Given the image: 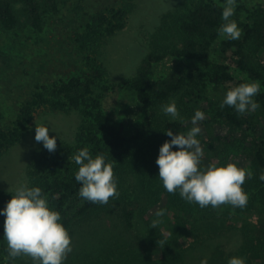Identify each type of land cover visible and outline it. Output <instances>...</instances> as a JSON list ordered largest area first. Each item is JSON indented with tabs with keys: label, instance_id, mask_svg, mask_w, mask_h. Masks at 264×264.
<instances>
[{
	"label": "trees",
	"instance_id": "16d2710c",
	"mask_svg": "<svg viewBox=\"0 0 264 264\" xmlns=\"http://www.w3.org/2000/svg\"><path fill=\"white\" fill-rule=\"evenodd\" d=\"M68 2L69 0H0V32L27 27L35 33H41L46 18L58 13L60 3ZM81 3L88 4L84 0ZM126 8L131 11V3H127ZM126 14L124 8L98 11L82 31L72 35V42L77 46L84 62L82 73L59 79L50 85L36 86L30 99L19 107L12 125L0 126V156L28 132L39 108L46 107L52 111L80 110L82 122L77 133L78 149L87 147L93 158L97 154H103L106 163L113 164L119 197L110 198L107 205L93 204L80 198V184L74 175L79 166L75 164L70 169L64 167L67 159L62 148H57L52 158L46 151H34L29 168L32 187L42 189L50 208L60 213V223L68 232L79 222H87L93 215L99 217L111 210L118 220L120 233L115 234L110 230L108 237L95 249L100 253L107 251L106 264H185L181 241L173 235V231L178 225L176 219L184 216L187 202L181 199L179 192L170 194L165 190L159 178L156 160L160 147L171 139L166 135L168 130L176 135L186 133L193 125L191 120H164L156 126L154 119L156 106L189 86L184 94L187 103L199 105L200 111L205 114V119L198 124L201 133L196 137L205 156L201 166L211 163L226 166L231 155L237 153L243 159L245 169L253 173L242 187L249 197L247 205L259 211L257 219L249 222L239 216L235 224L250 235L252 254L258 264H264V181L259 179L264 173V10L258 8L251 13V24L239 23L242 28L239 39H226L220 43V62L214 61L211 55V46L222 23V5L219 2L189 0L186 11L177 17L174 29H158L153 36L150 51L141 60L134 77L118 84H127L144 110V123L134 135H128L121 125H116L106 115L101 95L94 93L105 74V69L98 60L99 47L123 26ZM248 49L259 54V68L247 64ZM167 57L200 60L206 79L193 84H187L184 78L177 75L153 80L154 65ZM249 80L260 84V91L254 98L260 105L257 110L240 115L228 106L221 109L223 99L214 104L212 113L207 110L206 114L201 109L198 101L206 100L208 85L222 88L225 95L230 88ZM239 134L241 139L237 137ZM172 150L179 149L174 147ZM77 152L78 150L74 154ZM60 156L61 162H58ZM163 196L166 197L164 206L145 220L146 235L130 237L127 232L135 228L139 216L148 212L147 208ZM9 200L8 195L0 192V206ZM142 207L144 212L139 210ZM161 210L164 215L157 216L156 213ZM159 240L165 243L161 245ZM134 245L141 247L142 251L136 256V260H124L123 257L130 250L133 253L138 249ZM6 249L7 243L0 234L1 261L3 264H17L20 258L9 261ZM230 258L232 256L226 255L225 251L216 249L206 260L207 264H228ZM75 259L78 258L75 256Z\"/></svg>",
	"mask_w": 264,
	"mask_h": 264
},
{
	"label": "rangeland",
	"instance_id": "374dc122",
	"mask_svg": "<svg viewBox=\"0 0 264 264\" xmlns=\"http://www.w3.org/2000/svg\"><path fill=\"white\" fill-rule=\"evenodd\" d=\"M188 1L84 0V3L88 4H83L81 0H69L66 4H59L57 14L46 18L41 33H35L27 27L22 30L0 32V126L12 125L19 107L30 99L36 91V86L50 85L59 79L80 75L84 69V62L77 46L72 42V35L82 31L94 13L110 8H124L127 14L123 26L105 39L99 47L98 60L105 69V74L103 80L95 87L94 93L101 95L103 111L116 125H121L128 135L136 134L144 123V110L132 89L127 84L123 86L118 84L134 77L141 60L150 51L154 34L158 29H174V23L177 17L186 11ZM215 1L221 5L224 4V0ZM127 3H131V11L126 8ZM236 4L232 19L236 21L240 30L242 28L239 23H252L250 17L255 9L264 10V0H236ZM226 39L217 35L213 42L211 55L214 61H221L220 43ZM246 56L249 66L259 68L260 56L257 51L248 49ZM172 75L184 78L187 84L206 79V72L201 67L200 60L196 58L167 57L153 67V80ZM188 87L156 106L154 119L156 126L164 120H191L195 110L200 107L187 103L184 94ZM206 95V100H199L198 103L208 114L207 110L212 113L214 104L222 100L225 95L222 88H215L213 85H208ZM172 100H175L180 114L175 120L165 115L161 107ZM81 122L80 110L52 111L46 107L39 108L28 132L17 144L0 156V192L11 199V195L21 183L26 181L29 187H32L29 176L31 156L34 151L48 152L42 142L35 141V123H44L49 127V136L56 137V149L62 148L67 153H65L67 160L64 167L70 169L72 165H75L71 157L75 155L76 150H79L77 133ZM237 137L241 139L242 136L239 134ZM48 153L52 158L54 152ZM61 157L58 158L60 159L58 162H61ZM202 159H205V156ZM230 162L246 168L243 159L237 153L231 155ZM158 199L147 208L148 212L139 216L135 228L127 232L130 237L146 235L145 220L166 202L164 196ZM6 204L7 202L1 204V211ZM139 210L144 212L143 207ZM258 212V209L249 205L244 209H232L230 206H222L219 209L208 206L201 209L197 204L186 203L184 216L176 219L178 225L173 231V235L181 241L185 264H199L216 249L225 251L226 255L232 257L244 258L245 264H258V260L251 251L250 235L235 224L239 216L249 222L255 221ZM5 219L3 215H0L1 235H4ZM89 219L87 222H79L68 232L72 240V252L64 264L107 263V251L100 253L95 249L99 248L100 242L108 237L110 230L115 234L120 233L118 220L111 210L100 214L99 217L93 215ZM166 234L169 233L166 232ZM134 246L138 249L133 253L130 250L123 257L124 260L135 259L142 251L141 247ZM75 256L78 259H75ZM0 264H3L1 259ZM17 264H31V260L23 257Z\"/></svg>",
	"mask_w": 264,
	"mask_h": 264
},
{
	"label": "clouds",
	"instance_id": "9594fccd",
	"mask_svg": "<svg viewBox=\"0 0 264 264\" xmlns=\"http://www.w3.org/2000/svg\"><path fill=\"white\" fill-rule=\"evenodd\" d=\"M236 0H224L222 5V23L217 30L218 36L230 40L239 39L241 30L235 20ZM260 91L258 81L243 82L227 90L220 108H233L238 114L257 110L260 105L255 96ZM165 115L174 120L179 117L175 100L161 106ZM205 119V114L195 110L191 118L193 125L186 133L166 132L170 141H165L159 149L156 164L163 187L170 194L179 192L181 199L189 204H197L201 209L211 206L219 209L230 206L232 209H244L248 195L242 185L253 173L235 163L218 166L211 163L201 166L204 156L200 141L196 138L201 133L198 126ZM35 141L43 144L50 153L57 147L56 137L49 136V127L44 123H35ZM176 147L179 150L173 151ZM78 171L74 174L80 184L79 197L93 204L107 205L110 198H118L117 181L113 164L106 163L103 154L95 158L87 147L78 150L71 157ZM264 181V173L259 176ZM5 208L0 211L4 221L3 238L7 243V259L30 258L31 264H64L72 252V240L61 221L58 211L50 208L48 198L40 187H29L25 181L16 188ZM163 216V210L156 213ZM163 245V240L158 241ZM200 264H207L201 260ZM228 264H245L244 258L232 257Z\"/></svg>",
	"mask_w": 264,
	"mask_h": 264
}]
</instances>
